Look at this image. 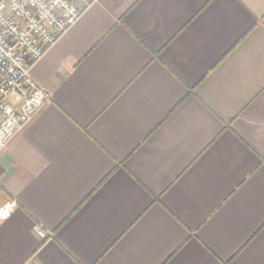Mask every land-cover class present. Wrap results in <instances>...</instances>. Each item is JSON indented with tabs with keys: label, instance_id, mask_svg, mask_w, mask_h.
Returning a JSON list of instances; mask_svg holds the SVG:
<instances>
[{
	"label": "crops",
	"instance_id": "obj_1",
	"mask_svg": "<svg viewBox=\"0 0 264 264\" xmlns=\"http://www.w3.org/2000/svg\"><path fill=\"white\" fill-rule=\"evenodd\" d=\"M32 76L0 264H264V0H96Z\"/></svg>",
	"mask_w": 264,
	"mask_h": 264
},
{
	"label": "built area",
	"instance_id": "obj_2",
	"mask_svg": "<svg viewBox=\"0 0 264 264\" xmlns=\"http://www.w3.org/2000/svg\"><path fill=\"white\" fill-rule=\"evenodd\" d=\"M95 1L0 0V153L51 97L33 78V67ZM17 206L16 199L7 200L0 218H9Z\"/></svg>",
	"mask_w": 264,
	"mask_h": 264
}]
</instances>
